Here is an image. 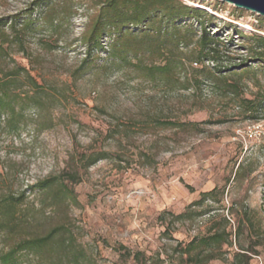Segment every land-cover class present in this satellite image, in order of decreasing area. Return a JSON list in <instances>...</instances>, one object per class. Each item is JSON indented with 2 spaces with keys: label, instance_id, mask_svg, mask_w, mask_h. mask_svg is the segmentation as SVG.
Segmentation results:
<instances>
[{
  "label": "rangeland",
  "instance_id": "rangeland-1",
  "mask_svg": "<svg viewBox=\"0 0 264 264\" xmlns=\"http://www.w3.org/2000/svg\"><path fill=\"white\" fill-rule=\"evenodd\" d=\"M178 1L203 11L206 31L224 43L221 75L235 93L207 80L190 81L188 89L175 83L190 79L196 66L185 57L194 45L179 47L184 70L177 77L153 80L145 69L163 65L165 56L113 58L112 29L74 80L85 56L79 38L98 13V0H0L1 19L18 27L33 23L27 52L12 53L7 67L28 70L46 93L44 108L26 111L19 131L0 118V192L23 193L32 227L45 232L63 225L65 237L97 264H231L235 253L264 264V65L249 51L253 35L264 37V17L219 0ZM49 9L52 24L43 17ZM181 20L195 41L202 31L196 19ZM144 25L122 31L159 29ZM167 25L161 20L162 35ZM243 101H253L256 111ZM101 152L107 158L84 168L86 157ZM49 176L64 179L73 202L51 205L32 188ZM210 191L212 198L191 205ZM187 209L190 218H176ZM223 228L225 243L185 252ZM4 239L0 234V251Z\"/></svg>",
  "mask_w": 264,
  "mask_h": 264
},
{
  "label": "trees",
  "instance_id": "trees-1",
  "mask_svg": "<svg viewBox=\"0 0 264 264\" xmlns=\"http://www.w3.org/2000/svg\"><path fill=\"white\" fill-rule=\"evenodd\" d=\"M98 2L101 6L97 15L90 20L87 29L79 38L80 44L85 48V56L78 66L77 75L73 77L74 80L82 76L83 68L88 61L92 60V54L102 49V39L112 29L115 32L111 34L117 36L111 42L109 49L113 58L121 59L120 54L122 53L136 55L139 52H147L152 56H165L163 65L146 67L145 73L153 80L160 78L168 81L173 76L177 77L184 70V62L179 47L194 45L195 48L190 50L189 56L185 58L190 63H195L196 67L190 68V79H185L183 83L175 79V83L180 84L182 89H188L192 85L190 81L200 84L201 80H207L221 84L228 92L235 93L234 85H227L228 75H221L225 67L219 63L225 60L221 53L225 45L206 31L203 21L199 20L203 11L188 7L178 0H98ZM158 16L162 21L164 20L165 23L169 24L166 26L167 31L163 35L160 33L161 20L157 21ZM43 17L50 24L56 18L53 9L45 12ZM190 18L196 19L202 30L195 41L192 39L196 36L195 31L178 25V22L182 21L181 19ZM144 24L148 27L158 25L159 29L151 34L146 31L139 35L123 33L122 31L124 27ZM32 26L33 23L23 21L18 27L16 23H7L0 18V118L5 117V123L12 131H19L21 124L25 121L26 111L32 108L37 110L44 108L42 98L46 93L30 72L22 67L10 69L7 67L9 62H13L12 53L24 54L27 52L26 32ZM235 32L239 33L238 31ZM127 37L128 39L124 41V38ZM252 38L256 46L250 47L249 51L254 56V60L264 65V53L258 51L264 49V37L253 35ZM204 61L214 65L209 68L204 65ZM22 86H26L28 89L22 90ZM243 103L249 106L248 108L254 104L253 101H243ZM251 108L247 111H256L255 108ZM170 126L186 128L188 125L170 123ZM189 126L193 127L194 124ZM86 158L87 163L84 168L107 158V155L103 152L93 153ZM75 176L71 174L70 181H74ZM0 177H2L1 173ZM32 188L50 199L51 205L59 206L74 201L71 190L61 176H49L38 181ZM213 192L201 193L200 199L191 205H198L212 198ZM23 205V193L16 196L9 190L0 192V234L3 235V238H7L4 239L7 242L6 248L0 251V264H22L23 262L27 264H40L41 262L97 264L96 260L89 256L80 244L76 243L74 239L65 237L63 225H56L45 232L37 231V227H32ZM189 214L191 212L187 209L176 218H190L191 215ZM225 222L227 223L226 220ZM225 239H227V234L223 228L221 231H216L208 237L200 239L197 246L194 245V242L189 243L185 252L190 254L199 246L220 245L226 242ZM241 250L243 251V249ZM29 258L33 259L29 260ZM243 258H245L244 253H235L231 264H248Z\"/></svg>",
  "mask_w": 264,
  "mask_h": 264
},
{
  "label": "water",
  "instance_id": "water-1",
  "mask_svg": "<svg viewBox=\"0 0 264 264\" xmlns=\"http://www.w3.org/2000/svg\"><path fill=\"white\" fill-rule=\"evenodd\" d=\"M264 17V0H219Z\"/></svg>",
  "mask_w": 264,
  "mask_h": 264
}]
</instances>
